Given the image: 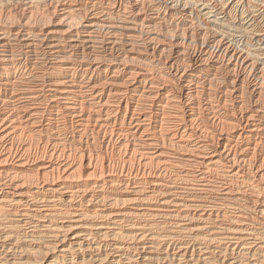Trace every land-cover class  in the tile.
Wrapping results in <instances>:
<instances>
[{
	"label": "bare ground",
	"instance_id": "obj_1",
	"mask_svg": "<svg viewBox=\"0 0 264 264\" xmlns=\"http://www.w3.org/2000/svg\"><path fill=\"white\" fill-rule=\"evenodd\" d=\"M0 264H264V0H0Z\"/></svg>",
	"mask_w": 264,
	"mask_h": 264
},
{
	"label": "rangeland",
	"instance_id": "obj_2",
	"mask_svg": "<svg viewBox=\"0 0 264 264\" xmlns=\"http://www.w3.org/2000/svg\"><path fill=\"white\" fill-rule=\"evenodd\" d=\"M17 229H19V227H18ZM18 231H19V230H18ZM20 232H22V231H20Z\"/></svg>",
	"mask_w": 264,
	"mask_h": 264
}]
</instances>
